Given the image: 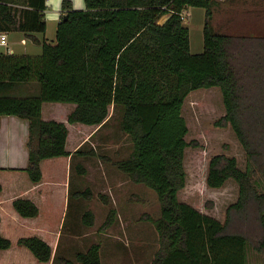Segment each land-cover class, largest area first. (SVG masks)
Returning a JSON list of instances; mask_svg holds the SVG:
<instances>
[{
	"label": "trees",
	"instance_id": "obj_1",
	"mask_svg": "<svg viewBox=\"0 0 264 264\" xmlns=\"http://www.w3.org/2000/svg\"><path fill=\"white\" fill-rule=\"evenodd\" d=\"M83 1L84 8L75 9L71 0H62L50 43L44 37L46 0H0V31H20L41 47L36 55L0 51V116L28 121V164L20 170L30 183H42L43 160L72 155L66 148L67 124L100 127L114 106L132 143L130 153L114 165L133 183L152 188L160 205L158 217H145L157 232L151 264H249L250 251L264 258V190L259 189L264 187V7L246 10L242 30L232 33L211 23L218 0ZM188 6L205 9L200 53L190 52L182 16ZM27 83H35L37 92L12 93ZM210 87L219 88L225 108L217 124L231 128L247 160L242 169L225 153L209 159L208 187H221L228 179L238 185V198L222 221L179 198L186 183L184 153L191 144L182 107L190 92ZM57 106L65 110L63 117L55 115ZM253 171L263 185L252 179ZM12 207L24 218L40 210L28 197L14 198ZM115 215L111 208L103 227ZM93 216L87 210L83 222L91 226ZM12 246L38 263L52 259V247L36 234L15 244L0 235V251ZM75 260L101 264L100 244L78 251Z\"/></svg>",
	"mask_w": 264,
	"mask_h": 264
},
{
	"label": "rangeland",
	"instance_id": "obj_2",
	"mask_svg": "<svg viewBox=\"0 0 264 264\" xmlns=\"http://www.w3.org/2000/svg\"><path fill=\"white\" fill-rule=\"evenodd\" d=\"M75 4L84 5V1L75 0ZM261 7H264V0H218L213 8L211 23L217 31L238 32L239 29L242 30L239 22L247 20H244L247 15L245 11ZM182 13L184 25L189 29L190 52L200 53L203 50L205 9L188 6ZM249 20L251 21V19ZM47 25V42L54 43L57 22L49 21ZM251 32L254 33L253 30ZM0 51H5V47H0ZM36 92V84L27 83L13 90L12 93L27 95ZM61 106L66 107L65 105ZM56 110L58 111L55 113L57 117L64 116L63 108L57 106ZM44 111V116L48 117L47 106ZM224 114L225 108L218 87L200 88L190 92L185 98L182 115L188 127L186 140L191 144L185 149L186 183L179 192L181 200L221 221L225 219L228 206L238 198V185L232 179H228L221 187H208L205 179L209 159L213 155L225 153L228 156H234L240 168L244 169L247 165L245 153L234 132L228 126L217 124ZM120 119L121 110L110 106L109 118L100 127L97 125L83 126L79 123L71 125L70 146L82 150L83 153H73L70 168L65 165L61 168L60 177L64 178L68 174V178H70L69 189L66 191L67 200L60 193H55V201L49 199L48 203L51 215L48 218L44 216V218L47 224H54L56 228H60L63 218L61 214L66 204L68 210L63 224V234H67L69 229H74L78 237L84 234L82 231H86V229L98 232L102 228L110 232V228H115L118 232L119 238H116L118 257L114 260V253L103 249L100 255L103 264H113V260L114 264H151L153 253L158 246L157 232L153 224L145 217H158L160 205L157 194L152 188L143 183H133L114 165V161L125 158L132 149L129 136L120 126ZM28 133L27 129L25 145ZM78 136H80V141L76 143ZM91 150L94 151V154L89 153ZM2 154L3 150L0 149V156ZM49 162L45 160L41 165L43 179L45 178L47 181L49 179L47 166L50 164ZM250 167L252 169V165ZM252 179L263 185L261 176L254 171ZM85 189L89 190V195L76 196V192ZM259 189L262 191L264 187ZM104 198L107 200L105 201ZM78 201L83 204L85 202L86 211L95 212L92 225L88 226L83 223L86 229L82 230L81 224L77 226L78 221L75 220L77 219L76 203ZM111 208L117 212L116 221L112 223V226L103 227ZM122 230L127 232L126 237L122 236ZM26 231L23 232L24 235L29 234ZM104 239L106 244L111 241L109 237ZM82 240L86 244L78 249L85 250L92 237L85 235ZM93 241L99 243V240L93 239ZM104 247H106L105 243ZM55 263L57 262L55 261ZM249 264H264V258L254 251H250Z\"/></svg>",
	"mask_w": 264,
	"mask_h": 264
},
{
	"label": "crops",
	"instance_id": "obj_3",
	"mask_svg": "<svg viewBox=\"0 0 264 264\" xmlns=\"http://www.w3.org/2000/svg\"><path fill=\"white\" fill-rule=\"evenodd\" d=\"M52 2V3H51ZM62 0H46V8L44 10V17L46 21L45 40L47 41V30L49 21H59ZM72 5L75 9H82L84 5H76L75 0H71ZM55 4V5H54ZM6 32V31H4ZM8 36V45L5 47V51L13 54H30L36 55L41 51V47L37 44L32 43L27 37L20 31H9L6 32ZM36 37H41L40 34L34 33ZM72 124H67L69 129L66 148L71 152L77 149L71 148L70 127ZM83 126H89L84 125ZM28 121L23 118H19L13 115H1L0 116V149L3 150V154L0 156V183L2 185V191L0 193V235L6 237L16 243L17 239L25 236L23 232H29V234H36L43 238L52 247L53 255L52 259L47 264H80L75 260V254L78 251H83L80 248L83 244H86L82 237L88 235L92 237L89 241V245L97 243L93 239L99 240L100 244V255L103 249H108L113 252L115 257H118L117 240L119 238L118 232L115 228L108 232L107 229H99L98 232L88 230L83 222V214L86 212L85 202L78 201L77 205V226L81 224V230L86 229L84 234L77 236L74 229H69L67 234H63V224L67 216L68 206L65 204L63 207V213L61 214L62 226L56 228L54 224H47L44 216L48 218L51 215V208L48 205L49 199L55 201V193H60L62 197L67 196V189H69L68 174L65 177H60L59 172L61 168H70L72 155L64 157H55L47 159L50 161L48 166V181L44 178L40 184H32L29 182L26 173L20 169L25 168L28 164V149L25 145L27 137ZM77 142L80 141V136L76 138ZM2 153V151H1ZM62 158L63 160H58ZM43 160L41 162H44ZM42 170V169H41ZM82 170V169H81ZM83 171V170H82ZM43 173V171H42ZM58 178H60L58 180ZM16 197H28L31 198L37 205H39V214L33 218L21 217L12 207V200ZM80 197V196H77ZM67 200V197H66ZM44 205V206H43ZM92 212V211H91ZM95 215V212H92ZM117 212L114 221H116ZM84 223V224H83ZM111 223V226L113 225ZM75 228V227H74ZM122 236L126 237V231L122 230ZM81 234V233H80ZM105 237L111 238L112 244H106ZM104 243L106 247H104ZM114 245V247H113ZM114 249V250H113ZM101 264H103L102 256ZM57 263H55V261ZM113 260V264H114ZM0 264H44L35 261L23 248L12 246L7 250L0 251ZM126 264V263H124Z\"/></svg>",
	"mask_w": 264,
	"mask_h": 264
},
{
	"label": "built area",
	"instance_id": "obj_4",
	"mask_svg": "<svg viewBox=\"0 0 264 264\" xmlns=\"http://www.w3.org/2000/svg\"><path fill=\"white\" fill-rule=\"evenodd\" d=\"M7 45H8V36L6 32L0 31V47L7 46Z\"/></svg>",
	"mask_w": 264,
	"mask_h": 264
},
{
	"label": "water",
	"instance_id": "obj_5",
	"mask_svg": "<svg viewBox=\"0 0 264 264\" xmlns=\"http://www.w3.org/2000/svg\"><path fill=\"white\" fill-rule=\"evenodd\" d=\"M66 13H63L62 14V17L65 19V17H66ZM172 14L171 13H168V14H165V15H163L158 21H157V23H159V24H162V23H164L170 16H171Z\"/></svg>",
	"mask_w": 264,
	"mask_h": 264
}]
</instances>
